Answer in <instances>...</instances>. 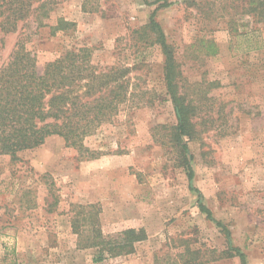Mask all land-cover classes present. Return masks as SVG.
Instances as JSON below:
<instances>
[{
  "label": "rangeland",
  "instance_id": "rangeland-1",
  "mask_svg": "<svg viewBox=\"0 0 264 264\" xmlns=\"http://www.w3.org/2000/svg\"><path fill=\"white\" fill-rule=\"evenodd\" d=\"M251 1L42 0L46 27L0 34V69L19 41L40 66L87 48L96 72L128 88L112 121L85 139L89 152L55 136L0 155V264H242L221 258L228 242L247 264H264V11ZM154 12L175 53L179 92L195 107L187 154L174 138L162 49L146 30ZM60 20L74 27L52 35ZM199 195L229 239L200 211ZM90 206L106 237L136 229L147 239L131 255L95 263L96 249H81L72 227Z\"/></svg>",
  "mask_w": 264,
  "mask_h": 264
},
{
  "label": "trees",
  "instance_id": "trees-1",
  "mask_svg": "<svg viewBox=\"0 0 264 264\" xmlns=\"http://www.w3.org/2000/svg\"><path fill=\"white\" fill-rule=\"evenodd\" d=\"M41 1L0 0V34H14L20 24L21 30L29 36L36 35L46 27L44 20L48 19L51 9H48L49 4ZM145 1L147 5H154L161 0L154 3ZM34 2L38 3L35 7ZM251 3L254 12L258 9L264 11V0H252ZM71 27L74 24L60 20L57 26L51 27V34L68 31ZM146 30L153 34L154 43L162 49L166 90L177 118L174 138L187 154L189 148L184 139L195 137V107L179 92L181 74L175 53L155 20V12ZM205 47L207 56L214 57L219 52L214 42H208ZM116 81L108 74L96 72L87 48L78 52L67 51L58 59L40 66L36 55L26 48L24 41H19L9 61L0 69V155L15 156L19 152L40 147L55 136L62 138L69 147L89 152L84 145L85 139L110 123L127 98L128 88L116 85ZM186 169L188 179L192 181L194 172L189 161ZM191 189L199 193L193 187ZM201 198L199 195L200 211L223 229L229 239V230L212 218L211 211L204 206ZM80 208L82 212L75 215L72 227L79 237L81 249H96L95 263L131 255L135 244L147 239L144 230L136 229L106 237L92 216L94 207H88L92 209L90 211H86L85 207ZM85 224L90 227L85 228ZM223 257H238L242 264H247L246 255L230 242L222 252Z\"/></svg>",
  "mask_w": 264,
  "mask_h": 264
}]
</instances>
